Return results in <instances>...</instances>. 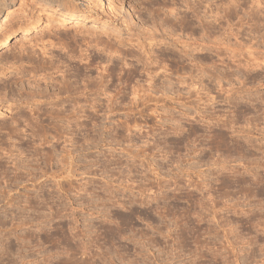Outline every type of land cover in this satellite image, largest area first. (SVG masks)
<instances>
[{"label": "rangeland", "instance_id": "374dc122", "mask_svg": "<svg viewBox=\"0 0 264 264\" xmlns=\"http://www.w3.org/2000/svg\"><path fill=\"white\" fill-rule=\"evenodd\" d=\"M162 1L62 0L55 9L44 0H14L4 14L3 38L10 24L37 25L0 48V158L9 166L6 174L0 172V187L18 198L0 207L2 228L15 226L0 232V264H264V0H190L201 5L194 13L182 6L188 11L184 22L183 14L172 15L158 4ZM107 43L118 49L114 56L102 49ZM129 52L151 61L150 68L163 64L167 71L158 70L156 87L148 91L150 99L161 98L130 111L129 94L118 111L103 116L100 110L88 131L81 118L68 127L49 116L55 105L82 96L54 103L31 94L37 84L43 89L47 74L61 79L63 71L81 89L89 78L107 75L111 70L102 69L109 64L116 67L113 79L105 76L112 79L109 94L136 84L145 89L142 62ZM80 55H88L90 70L82 69L86 58L82 62ZM50 60L64 70L42 68ZM131 66L137 72L126 69ZM226 68L236 71L232 77ZM218 74L224 75L221 83ZM91 82L88 96L99 98ZM55 84L56 89L60 84ZM29 97L35 98L31 104ZM34 110L46 115L38 118ZM126 114L137 122L120 133L116 124ZM16 116L18 134L9 133ZM55 123L62 133L56 153L63 159L52 171L61 188L40 174L38 181L46 180L41 190L30 181L10 186L7 177L17 172L25 179V170L40 163L47 145L34 147L45 138L56 140ZM219 132L227 135L229 148L212 145ZM83 133L89 138L86 148ZM21 135L30 142L24 147L18 143ZM65 139H73L74 147ZM25 157L30 166L25 162L15 171L14 162Z\"/></svg>", "mask_w": 264, "mask_h": 264}, {"label": "bare ground", "instance_id": "6f19581e", "mask_svg": "<svg viewBox=\"0 0 264 264\" xmlns=\"http://www.w3.org/2000/svg\"><path fill=\"white\" fill-rule=\"evenodd\" d=\"M13 1L14 0H0V23H1V21H2V19H3V16H4V14L5 13H7L8 12V8H9V6L13 3ZM190 0H164V1H162V2H160V3H158L162 8H165V9H167V10H169V12H172V11H174L175 10V12L174 13H180V15H182L183 14V16H180L181 17V19L183 20V22H184V19H185V17H186V15H185V11L186 10H180V9H182L181 7L183 6V8L184 9H188V10H190V11H192L193 13L194 12H198V9H199V7H200V5H201V3L199 2V1H193V2H189ZM44 2H49V3H54L55 4V6H56V8L55 9H57V8H59V7H61L62 5H63V2H62V0H44ZM152 2V1H151ZM235 7H236V5H237V2H234V4H233ZM238 5H239V3H238ZM237 5V6H238ZM234 6H232V7H234ZM176 10H178V11H176ZM187 13H188V11H187ZM186 13V14H187ZM244 14H246V13H244ZM172 15H173V12H172ZM175 15V14H174ZM177 16H179L178 14H176ZM180 17H178V18H180ZM81 18H83V17H81ZM32 19V18H31ZM217 19V18H216ZM186 20V19H185ZM178 21H181V20H178ZM246 23H247V21H245ZM245 22H243L244 24H245ZM243 23H241V24H243ZM25 26H23L22 24H10V25H8L7 26V28L9 29V32L5 35V37L3 38L2 37V35H0V48H3V47H7L8 45H9V39H10V37L11 36H14V35H17V34H19L20 32H22V31H24L25 33H29L32 29H34V27H35V25H37L36 23H26V24H24ZM219 25V24H218ZM22 27H24V28H22ZM239 33V31H235V33H231L232 35H233V38L235 39V41H237V38H238V34ZM255 33V32H254ZM237 42H239V41H237ZM103 44V43H102ZM240 44V45H239ZM238 45L239 46H241V43H239ZM96 45H98V44H96ZM101 45V44H100ZM134 45V44H133ZM103 46H105L104 48H102V49H104V52L107 50V52L109 51V53L111 54L112 52V55L114 56V54H116V53H114V52H117L118 51V49L116 48V47H114L113 46V44L112 45H108V43L107 44H105V45H103ZM136 48H143V45L142 44H136V45H134ZM102 47V46H101ZM120 49V48H119ZM240 49V48H239ZM130 51V50H129ZM147 51V50H146ZM73 52V51H72ZM120 52V51H119ZM231 52H232V56L234 55V53L235 52H237V48H234V49H232L231 50ZM69 53V52H68ZM82 53V52H81ZM80 53V54H81ZM121 53V52H120ZM128 53V52H127ZM133 57H136V60L138 61V63L139 62H142V64H141V67H142V70H143V72L144 73H146V80L148 81V84H147V86L145 87V89H144V87L142 86V85H138V84H136L137 86H132L130 89H129V91H127L128 90V88L127 87H125L123 90L121 89V88H118V86H116L118 89L115 91V93L114 94H109L108 92H109V87L112 85V83L111 82H109V81H111L113 78V76H112V73H113V68L115 67V64L114 65H112V66H110V64H109V68L106 66H104L103 67V69L102 68H100V69H102V71L104 72V70L106 71H108V70H111L110 72L108 71V73H107V75H108V78H110V76H111V80H109V79H105V76H107L106 74H103L102 72L101 73H99V72H97V73H99V75L97 76V79H93L92 78V80H91V78H89L90 79V81L89 82H87V84H83V87L80 89H78L77 87H76V85L75 86H73V84H71L72 83V81L71 82H69L66 78L67 77H65V73H64V67H62V66H60L59 65V63H58V65H53V62L50 60L49 62H47L48 63V65H45V63L44 62H42L43 63V66H42V68L43 67H47L48 69H52V68H55V69H57L58 71H63L62 72V78L61 79H58L57 77H55V76H52V75H46L47 76V79H45L44 80V85H43V89L45 88V90H43L41 87H42V85H36V87L38 88V89H36L37 91H35L34 93H32L31 92V94H33L35 97H43V96H49L48 98L51 100V99H53V100H51L52 102H54L55 103V101L56 100H59L60 98H68L69 100L71 99V98H73V96H82L81 98H79V99H76V100H71V102L70 101H68L67 103H65V104H63V105H61V104H59V105H55V107H56V109L55 110H52L53 112H49V111H47V112H49V116L51 117V119H53V118H56V119H62V120H65L66 121V125L69 127L70 125H73V124H78V121H79V119L81 118L82 119V121H80L81 123H80V125L82 126V128L83 129H85V130H87L88 129V125H89V123L90 122H92V120L93 119H97V118H99V112H100V110H102L103 112H102V115L103 116H108V114L109 113H114L115 111H118V106H120V105H124L123 104V101H124V98L125 97H127L129 94H131V97L130 98H128V102H126L125 103V106L127 107V108H130V111H132L133 109H138V107L140 106V105H144V104H146L147 102H148V100H151V99H155V100H158V99H160L159 97L157 98V97H154L153 96V98H151L150 99V97H151V94L148 92V91H150V92H152L153 90L152 89H154V78L158 75V70L159 69H161V67H162V69H164L165 71H167L165 68H164V66H163V64H162V66H160V64H159V62H158V66H156L155 67V65H154V69L153 68H150L149 67V63H151V61H149V60H147V59H150L149 57H150V55H149V53L148 52H145L144 51V53L145 54H147V59H144L145 61H143V59L141 60L140 58H142V57H138L137 55H135L134 53H132V52H129ZM51 54V53H50ZM65 54V53H64ZM32 55V54H31ZM130 55V56H131ZM30 56V55H29ZM86 56V55H85ZM113 56H111V57H113ZM123 56H124V54H123ZM50 57H52L51 55H50ZM72 57V56H71ZM92 57V56H91ZM99 57H101V56H99ZM98 57V58H99ZM128 57V56H127ZM85 58H86V60H85ZM85 58H82V55H80L79 56V60L80 61H82L83 59L86 61V64H84L85 66H82L81 65V67H82V69H83V67H84V69H88V70H90L91 68H90V66H91V62L90 61H88V55L85 57ZM97 58V57H96ZM155 58V57H154ZM32 59V58H31ZM47 59V58H46ZM104 59V58H103ZM122 59H124V58H122ZM133 59V58H132ZM78 60V61H79ZM101 60V59H100ZM110 60H112V59H110ZM109 60V61H110ZM124 60H126V59H124ZM252 60V59H251ZM88 61V62H87ZM109 61H108V63H109ZM113 61V60H112ZM149 61V62H148ZM220 61H221V63H224V61L222 60V59H220ZM233 62L235 61V60H232ZM250 60H246L245 61V64H246V66H248V65H251L252 63H250L249 62ZM59 62V61H58ZM83 62V61H82ZM81 62V63H82ZM232 62V63H233ZM238 62V61H237ZM236 62V64L238 65V63ZM62 63V62H61ZM85 63V62H84ZM93 63V62H92ZM95 63V62H94ZM100 63V62H99ZM110 63H111V61H110ZM132 63V62H131ZM156 63H157V61H156ZM155 63V64H156ZM163 63V62H162ZM235 63V62H234ZM68 64V63H67ZM75 64V63H74ZM98 64V63H97ZM106 64V63H105ZM123 64V63H122ZM128 64H130V63H128ZM235 64V65H236ZM45 65V66H44ZM77 65V64H76ZM108 65V64H107ZM136 65H138L137 63H136ZM96 66V65H95ZM41 67V66H40ZM39 67V68H40ZM78 68V71H80L79 70V68H80V66H77ZM134 68H136V66H133ZM132 66L129 68H126V69H128V71L130 72H132V74L136 71L137 72V70H135L134 68H133ZM140 67V68H141ZM226 67H229L228 65H226ZM238 67V66H237ZM67 68V67H66ZM66 68H65V72H67V70H66ZM76 68V67H75ZM116 68V67H115ZM114 68V69H115ZM54 69V70H55ZM76 69V70H77ZM81 69V68H80ZM83 69V70H84ZM93 69H95V68H93ZM153 69V70H152ZM227 70L226 71H230L228 68H226ZM238 69V68H237ZM83 70H81V71H83ZM80 71V72H81ZM85 71V70H84ZM87 71V70H86ZM85 71V72H86ZM98 71V70H97ZM165 71H163V72H165ZM85 72H84V74H85ZM91 72V71H90ZM234 72H236L235 70L233 71V70H231L230 71V73H231V76L230 77H232V75H234ZM69 73V72H68ZM68 73H66L67 75H68ZM220 73V72H219ZM81 74V73H80ZM114 74V73H113ZM130 74V73H129ZM161 74V73H160ZM66 75V76H67ZM78 75V74H77ZM82 75V74H81ZM86 76H87V74H85ZM91 75V74H90ZM90 75H88V76H90ZM162 75H165V73L163 74L162 73ZM227 75V74H226ZM71 76V75H70ZM73 76V75H72ZM93 76V75H92ZM91 76V77H92ZM95 76V75H94ZM96 76H95V78H96ZM224 75H220V77H219V74H218V76H217V78L219 79L218 80V83H221V81L224 79V77H223ZM158 77V76H157ZM160 77V76H159ZM164 77V76H163ZM168 77V76H167ZM93 80H95L94 81V85H93V83L91 82V81H93ZM116 80V79H115ZM228 80L229 81H231V78H229L228 77ZM43 81V80H42ZM117 81V80H116ZM54 82H56V84H60L59 86H58V88H56L55 89V87L53 86V83ZM74 82H76V81H74ZM82 82V81H81ZM92 83V87L93 88H95L96 89V92H97V90H99L100 92H99V98H91L90 96H88V93H90L89 91H91V89H89V86H88V84L89 83ZM83 83H86L85 81L83 82ZM41 84V83H40ZM55 84V85H56ZM76 84V83H75ZM90 86V87H91ZM95 86V87H94ZM156 87V86H155ZM89 89V90H88ZM109 89V90H108ZM112 89V88H111ZM232 89H233V86L232 87H230L229 89H227L226 91L227 92H229V90H231L232 91ZM108 90V91H107ZM236 90H240V88L239 87H236ZM225 91V92H226ZM114 92V91H113ZM94 93V92H93ZM101 93H103V95L105 94L106 95V97H104V98H101L100 97V94ZM108 93V94H107ZM153 93V92H152ZM30 94V95H31ZM29 95V94H28ZM32 95V96H33ZM154 95V94H153ZM60 96V97H59ZM31 97V96H30ZM30 97L28 98V101H29V99H30ZM26 98V97H25ZM24 98V99H25ZM34 100H35V98L34 97H32ZM30 99V104L32 103V101H33V99ZM44 98V97H43ZM27 99V98H26ZM19 99H17V101H18ZM22 100V99H21ZM20 100V101H21ZM48 100V99H47ZM25 101V100H24ZM27 101V100H26ZM60 103V102H59ZM87 105H91L93 108H96L95 109V111H94V113H92L91 111H89L88 110V108H87ZM36 106V105H35ZM70 108H68V107ZM122 106H120V107H122ZM125 106H124V108H125ZM35 108V107H34ZM36 108H39V107H36ZM35 108V109H36ZM98 108V109H97ZM31 110V109H30ZM33 110V109H32ZM121 110V109H120ZM124 110V109H123ZM21 111V110H20ZM44 111V110H43ZM142 111H143V108H141L138 112H139V114L141 115L142 114ZM19 113V112H18ZM33 113L35 114H37L38 115V118L39 117H41L42 115H46L45 114V112H36L35 110L33 111ZM20 114V113H19ZM18 114V115H19ZM22 114V113H21ZM25 114V113H24ZM132 114V113H131ZM17 115V114H16ZM140 115H139V117H140ZM27 116V115H26ZM17 117V116H16ZM19 117V116H18ZM18 117L16 118V119H14V125H11L10 126V131H9V133L11 132V133H16V134H18L17 132H18V126H19V122H17L18 121ZM21 117V116H20ZM23 117V116H22ZM36 117V116H35ZM43 117V116H42ZM41 117V118H42ZM202 117H205L204 115H202ZM25 118V117H24ZM33 118V117H32ZM47 118H49V117H47ZM124 118V117H123ZM21 119H23V118H21ZM26 119H28V118H26ZM24 120V119H23ZM54 120V119H53ZM120 120V119H119ZM118 120V121H119ZM123 120V119H122ZM20 121V120H19ZM25 121H27V120H24V122ZM33 121V120H32ZM31 121V122H32ZM30 122V123H31ZM47 122V121H46ZM100 122H102V121H100ZM136 120H134V118L133 119H130V118H128V114H126V117L124 118V121H119L117 124H116V126H117V128L120 130L119 132L121 133V131L123 132V131H125V130H128L129 129V127L131 126V125H136ZM20 123L22 124V122L20 121ZM30 123L29 122H27V124H25V125H27V129L28 130H30V137H31V139H32V136H34L33 134L34 133H32L31 131V126H30ZM50 123V122H49ZM97 123V122H96ZM13 124V123H12ZM33 124V123H32ZM75 124V125H76ZM99 125V124H98ZM24 126V125H23ZM97 126V125H96ZM20 127V126H19ZM31 128V129H30ZM193 128V127H192ZM21 129V128H20ZM19 129V133H20V131L21 130H23V129H21L20 130ZM26 129V130H27ZM25 130V131H26ZM33 130H35L34 128H33ZM57 130H58V127H57V125H56V123H55V125H53V137H55L56 138V140L55 141H53V142H50L49 140H47L46 138L45 139H43L42 141H43V143H39V145L37 146V145H35V149L37 150V149H39L41 146L42 147H45L44 145L46 144L47 145V149H48V151H46L45 153L43 152L42 154H39V161H40V163L38 164V165H31V167L29 168L28 167V170H25V179H23L22 177L24 176L23 174V176H21V175H19L17 172H14L13 173V176L12 177H7V178H10L9 180V182H10V186H19V185H21V184H23L24 183V181L26 182V181H30L31 182V184H32V186H33V189L35 188V189H38V190H41V187H42V185L44 184V183H46V180H43V181H38V179H39V177L41 176V177H48V178H46V179H51V180H54V183L57 185V187H59V188H61V186L63 185L62 183H61V181H59V180H56L55 178H56V176H57V171H52V167L53 166H55L58 162H61L62 161V157H63V155L62 154H60L61 155V157L60 158H58L57 157V153H56V151H57V144H58V141H59V139H60V137H61V135H62V133H58L57 132ZM130 130V129H129ZM88 131V130H87ZM34 132V131H33ZM60 132V131H59ZM86 132V131H85ZM29 133V132H28ZM21 134H22V132H21ZM52 134V133H51ZM29 135H27V136H29ZM58 135V136H57ZM39 136V135H38ZM37 136V137H38ZM19 137V139H18V143L19 144H22L21 146H23V144H27V142H29V140L28 139H24V136L23 135H21V136H18ZM34 137H36V136H34ZM33 137V138H34ZM88 136H87V133L85 134V133H83V136H82V139H83V141H82V143H81V146H82V148H86L87 147V145H88V143H89V138H87ZM213 137H215V139L213 140V143L214 144H212V145H214V146H216L217 147V149L219 148V146L220 147H224V148H229L228 147V145L230 144V141L227 139L228 137H227V135L223 132V133H216V134H214V136ZM28 138V137H27ZM64 138V137H63ZM231 138V137H230ZM233 139V138H232ZM231 139V140H232ZM34 140H36V139H33V141ZM39 140H41V139H39ZM31 141V140H30ZM45 141V142H44ZM233 141V140H232ZM63 142L64 143H69V144H66V146L67 147H70V148H73L74 147V144H73V139L72 140H68L67 142H66V139L65 140H63ZM129 142V141H128ZM235 142V143H234ZM234 142H232V144H235L236 145V143H237V140L235 141L234 140ZM30 143V142H29ZM15 144V143H14ZM231 144V145H232ZM238 144V143H237ZM13 145V144H12ZM234 145V146H235ZM16 146V145H15ZM237 146V145H236ZM238 146H239V144H238ZM237 146V147H238ZM24 147V146H23ZM157 147V146H156ZM9 148V147H8ZM239 148H240V146H239ZM238 148V149H239ZM10 149V148H9ZM20 149V148H19ZM141 149V148H140ZM10 151V150H9ZM12 151V150H11ZM67 151V156L69 155V154H71V150H66ZM143 153H144V151H145V147H143L142 148V150H141ZM21 153V151H19V154ZM139 154V153H138ZM144 155V154H143ZM68 158H70V155L68 156ZM29 160L25 157V158H21V161L18 163L17 161L16 162H14V167H13V169L15 170V171H17V170H19L21 167H23L22 166V164L23 163H29V164H27V165H29L30 166V162H28ZM67 163V162H66ZM6 164L7 163H5L4 161H2V159L0 158V172L4 175V174H6L8 171L7 170H9V166H6ZM213 165H221V166H224V164H219L218 162H216V161H214L213 162ZM12 167V166H11ZM21 172V171H20ZM0 173V174H1ZM21 174V173H20ZM40 174V176H37V175H39ZM157 174V173H156ZM10 176V175H9ZM157 176V175H156ZM177 178V177H176ZM178 179V178H177ZM177 179H175V180H177ZM190 179V178H189ZM167 181V180H166ZM178 181V180H177ZM189 181V180H188ZM191 181V180H190ZM165 182V181H164ZM176 182V181H175ZM14 183V184H13ZM17 183V184H16ZM159 183V182H158ZM190 183V182H189ZM12 184V185H11ZM6 185H8V184H6ZM25 186H27V185H24V187H23V189H25V192L24 193H26V194H28L27 192L30 190V189H27ZM28 187V186H27ZM6 187H0V207H3V208H5V207H7V206H11L12 205V202H15V201H17V197H11L10 195V192H11V190H7V189H5ZM19 201V200H18ZM23 222V221H22ZM21 222V223H22ZM20 223H18L17 225H19ZM14 227L15 226H11L10 228H2V226L0 225V232L1 231H4V232H8V231H11V230H13L14 229ZM228 238V237H227ZM229 242H230V240H229ZM92 258V257H91Z\"/></svg>", "mask_w": 264, "mask_h": 264}]
</instances>
